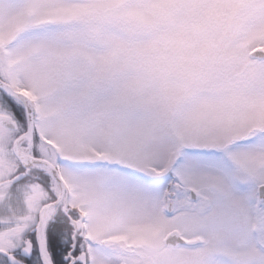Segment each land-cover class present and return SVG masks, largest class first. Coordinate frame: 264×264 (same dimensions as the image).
I'll list each match as a JSON object with an SVG mask.
<instances>
[{"label": "snow or ice", "instance_id": "6c2138e0", "mask_svg": "<svg viewBox=\"0 0 264 264\" xmlns=\"http://www.w3.org/2000/svg\"><path fill=\"white\" fill-rule=\"evenodd\" d=\"M0 264H264V0H0Z\"/></svg>", "mask_w": 264, "mask_h": 264}]
</instances>
